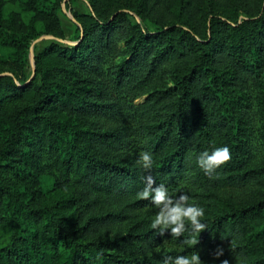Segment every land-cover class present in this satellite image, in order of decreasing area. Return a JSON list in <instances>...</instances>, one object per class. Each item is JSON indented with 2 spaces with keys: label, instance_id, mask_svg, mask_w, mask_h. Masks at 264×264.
Masks as SVG:
<instances>
[{
  "label": "trees",
  "instance_id": "16d2710c",
  "mask_svg": "<svg viewBox=\"0 0 264 264\" xmlns=\"http://www.w3.org/2000/svg\"><path fill=\"white\" fill-rule=\"evenodd\" d=\"M88 4L0 0V264H163L192 251L202 264H264V0ZM44 34L54 40L28 80L29 43ZM222 145L231 159L205 174L196 155ZM148 175L204 207L199 235L150 227Z\"/></svg>",
  "mask_w": 264,
  "mask_h": 264
},
{
  "label": "clouds",
  "instance_id": "9594fccd",
  "mask_svg": "<svg viewBox=\"0 0 264 264\" xmlns=\"http://www.w3.org/2000/svg\"><path fill=\"white\" fill-rule=\"evenodd\" d=\"M231 149L228 145L214 147L211 150H204L196 155V163L205 174L211 175L216 169L231 159ZM136 163L145 170L153 166V155L150 151L144 150L138 154ZM144 187L138 192V197L149 201V206L156 209L151 218L150 227L163 234L165 230L170 231L172 237H181L190 227L192 233L198 234L206 228L202 217L205 215L203 206L197 203H190L189 196L180 193L173 195L164 184H157L152 175L145 178ZM182 243L196 245L198 239L189 236ZM217 256L223 255V249H218ZM163 264H202L197 251L184 255L165 257ZM221 264H230L224 259ZM240 264H245L241 259Z\"/></svg>",
  "mask_w": 264,
  "mask_h": 264
},
{
  "label": "rangeland",
  "instance_id": "374dc122",
  "mask_svg": "<svg viewBox=\"0 0 264 264\" xmlns=\"http://www.w3.org/2000/svg\"><path fill=\"white\" fill-rule=\"evenodd\" d=\"M69 3V6L72 11H75L77 13L82 14H88L89 4L88 0H66ZM130 15H132L135 19H137L138 22H140V18L136 16V14L132 11H129ZM57 16L59 19V22L61 24V27L64 32V36L66 39V42L69 44H74V33L76 28V23L73 20L72 13L70 12V9L66 8L65 5L61 6V10L57 12ZM241 17H239L238 22H240ZM41 38L39 41L37 39ZM54 38L51 35H40L36 39L32 40L29 43V47L26 53V61L24 64L23 72L24 75L28 78V80H32L34 78L35 74V64H34V57L39 52H41L45 47L50 45L51 41H53ZM37 41V42H35ZM35 42V43H34ZM34 68V69H33ZM8 75V73H1L0 76ZM142 99H139L138 101H142ZM44 187H50V179L45 180L43 183Z\"/></svg>",
  "mask_w": 264,
  "mask_h": 264
},
{
  "label": "water",
  "instance_id": "95a60500",
  "mask_svg": "<svg viewBox=\"0 0 264 264\" xmlns=\"http://www.w3.org/2000/svg\"><path fill=\"white\" fill-rule=\"evenodd\" d=\"M40 39H41V38L37 39V41H39ZM37 41H35V42H37ZM35 42H34V43H35ZM33 69H34V68H33Z\"/></svg>",
  "mask_w": 264,
  "mask_h": 264
}]
</instances>
